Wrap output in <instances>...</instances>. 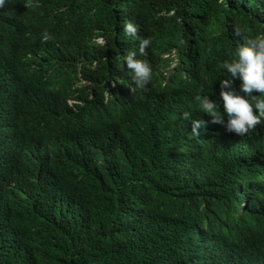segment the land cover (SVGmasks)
<instances>
[{
    "label": "trees",
    "instance_id": "1",
    "mask_svg": "<svg viewBox=\"0 0 264 264\" xmlns=\"http://www.w3.org/2000/svg\"><path fill=\"white\" fill-rule=\"evenodd\" d=\"M32 3L0 9V74L5 63L18 98L0 95V264H175L167 228L230 203L239 172L264 158L263 135L177 161L194 116L175 101L219 91V66L245 42L235 30L264 35V0ZM126 21L151 37L147 56ZM131 51L152 68L142 91L129 89ZM245 150L256 157L235 164Z\"/></svg>",
    "mask_w": 264,
    "mask_h": 264
},
{
    "label": "clouds",
    "instance_id": "2",
    "mask_svg": "<svg viewBox=\"0 0 264 264\" xmlns=\"http://www.w3.org/2000/svg\"><path fill=\"white\" fill-rule=\"evenodd\" d=\"M8 2L12 0H0V9ZM23 4L27 9L33 6L32 0H23ZM124 32L139 41V55L147 56L151 37H140L137 26L129 21L125 22ZM235 35L243 36L245 42L236 48L231 61L226 60L219 66L227 72L220 81L219 91L213 95L197 94L195 98L180 97L175 101L180 105V117L189 120L191 114L194 116L190 120L191 137L181 143L180 155L173 152L177 161L191 149L206 148L212 152L230 147L239 153L244 139L263 138L264 35L247 37L239 28ZM52 39L47 31L42 33V43ZM136 57L135 51L125 57L136 86L129 88L131 92L142 91L153 79L149 63ZM13 80L12 71L4 63L0 95L11 102L18 99ZM250 148L248 143L247 150ZM255 157L245 150L235 164L243 158L250 161ZM189 169V164L181 168L182 171ZM7 174L8 162L0 155V182L5 181ZM185 181L189 194V174ZM227 192L230 203L203 202L193 212L194 222L175 230L167 228L175 264H264V158L241 170L234 188ZM182 202V199L177 200L176 206Z\"/></svg>",
    "mask_w": 264,
    "mask_h": 264
}]
</instances>
